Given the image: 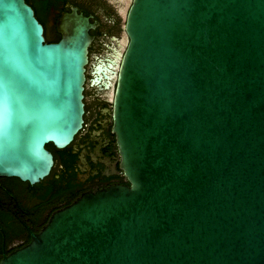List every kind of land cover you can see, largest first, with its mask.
<instances>
[{"label": "water", "instance_id": "1", "mask_svg": "<svg viewBox=\"0 0 264 264\" xmlns=\"http://www.w3.org/2000/svg\"><path fill=\"white\" fill-rule=\"evenodd\" d=\"M60 2L48 42L26 0H0V176L29 196L45 144L83 119L94 24ZM125 30L112 128L128 183L52 210L0 264H264V0H131Z\"/></svg>", "mask_w": 264, "mask_h": 264}, {"label": "flooded vegetation", "instance_id": "2", "mask_svg": "<svg viewBox=\"0 0 264 264\" xmlns=\"http://www.w3.org/2000/svg\"><path fill=\"white\" fill-rule=\"evenodd\" d=\"M60 1L42 0L40 5L33 6L48 42H54L58 36L56 32H51L55 31L52 28L54 16L61 10L68 11L67 7H62ZM63 1L88 15L94 26L89 28L92 38L84 71L81 127L65 146L46 147L53 156L50 170L40 178L38 189L30 196L25 191L21 198L41 213L69 203L89 188L96 190L97 186L128 183L123 169L119 166L121 156L112 125L117 72L128 42L125 20L131 0ZM22 182L24 184L19 183V186L26 187L27 181ZM69 192L75 194L70 195ZM26 238V230H21L12 237L3 234L1 256L3 251H11L9 248L12 246H15L12 247L14 249L26 243Z\"/></svg>", "mask_w": 264, "mask_h": 264}, {"label": "trees", "instance_id": "3", "mask_svg": "<svg viewBox=\"0 0 264 264\" xmlns=\"http://www.w3.org/2000/svg\"><path fill=\"white\" fill-rule=\"evenodd\" d=\"M26 2L33 7L40 5L42 0H26ZM45 147L55 148L50 142H47ZM19 183L24 184L16 176H0V257L3 234L12 237L21 230H26L27 242L30 239V230H39L52 211L41 213L32 205L29 206L27 201H23L21 198L26 190L23 185L19 186ZM12 247L9 249L12 250Z\"/></svg>", "mask_w": 264, "mask_h": 264}]
</instances>
